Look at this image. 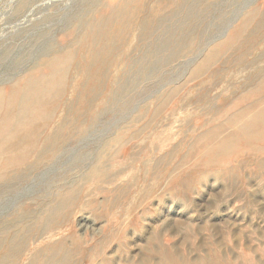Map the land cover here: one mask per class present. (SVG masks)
<instances>
[{
  "label": "rangeland",
  "instance_id": "rangeland-1",
  "mask_svg": "<svg viewBox=\"0 0 264 264\" xmlns=\"http://www.w3.org/2000/svg\"><path fill=\"white\" fill-rule=\"evenodd\" d=\"M1 136L0 264H264V0H0Z\"/></svg>",
  "mask_w": 264,
  "mask_h": 264
},
{
  "label": "bare ground",
  "instance_id": "bare-ground-1",
  "mask_svg": "<svg viewBox=\"0 0 264 264\" xmlns=\"http://www.w3.org/2000/svg\"><path fill=\"white\" fill-rule=\"evenodd\" d=\"M28 87H29V85H28ZM28 87L25 89V90H29V92L32 94L33 92H35L36 90H35V88H31V89H28ZM25 95H26V92H25ZM31 99H32V96H29V97H26L25 98V100H28V101H30L31 102ZM30 104H32V103H25L24 104V106H23V109H24V115L19 119V120H21L25 115H26V113H27V109H28V107H29V105ZM21 111H23L22 109L20 110V111H18V112H21ZM13 114V113H12ZM8 118V121H15V118H14V116H7L6 118H5V124L7 125V123H6V119ZM15 122H17V120L15 121ZM20 123L21 122H19V124H18V126L20 125ZM1 135H5L6 133H9L10 132V130H5V128H2L1 129ZM13 132V131H12ZM18 133L17 134H15L14 135V137L15 138H18V135H19V131H17ZM11 134V132L8 134V135H10ZM8 135H5L4 137H3V140L8 136ZM31 135V134H30ZM0 138H2V136L0 137ZM19 145H23V143H18Z\"/></svg>",
  "mask_w": 264,
  "mask_h": 264
}]
</instances>
